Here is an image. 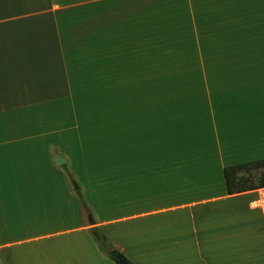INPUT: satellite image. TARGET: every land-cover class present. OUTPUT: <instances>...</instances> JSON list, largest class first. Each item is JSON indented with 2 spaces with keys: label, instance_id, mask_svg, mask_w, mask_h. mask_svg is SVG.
Wrapping results in <instances>:
<instances>
[{
  "label": "crops",
  "instance_id": "crops-1",
  "mask_svg": "<svg viewBox=\"0 0 264 264\" xmlns=\"http://www.w3.org/2000/svg\"><path fill=\"white\" fill-rule=\"evenodd\" d=\"M251 1L240 3L252 7ZM182 2L188 0H0V264H111L83 224L62 172L51 165L54 147L72 151L83 144L71 130L85 122L79 115L87 113L82 105L93 61L61 53L31 61L14 56L39 49L101 50L106 79L98 134L116 146L115 187L117 195H130L125 208L131 212L113 218L116 226L109 227L112 219L102 212L96 227L116 248L134 264H179V258L221 264L226 257L237 264V258L252 255L262 224L252 199L244 198L257 190L228 194L224 168L264 159V57L241 63L227 57L243 71L212 69L199 75L203 83L198 80L194 90L187 86L195 69L157 73L154 68L167 60L177 66H188L191 59H201L197 66L209 64L215 50L232 45L233 25L252 10L215 0L221 14L211 17L189 12ZM186 34L192 43L185 42ZM213 36L219 43L211 46ZM248 36L242 42L252 46ZM185 44L191 53L182 50ZM115 50L123 53L114 61L126 64L122 75L106 74ZM197 52L202 58H188ZM30 65L53 68L35 74ZM209 75L213 86L204 85ZM113 80L115 86L103 85ZM158 81L181 84L158 91L153 86ZM109 97H115V108L104 105ZM66 132L69 139L62 137ZM101 183L102 178L96 187L103 195L113 194H105L110 187ZM130 223V237L119 239L113 229Z\"/></svg>",
  "mask_w": 264,
  "mask_h": 264
},
{
  "label": "rangeland",
  "instance_id": "rangeland-1",
  "mask_svg": "<svg viewBox=\"0 0 264 264\" xmlns=\"http://www.w3.org/2000/svg\"><path fill=\"white\" fill-rule=\"evenodd\" d=\"M241 1H249V0H233L234 4L238 5V2L240 3ZM261 3V0H252V7H249L250 5L244 7L242 3H240V8L241 11L246 10V11H251L250 14L248 15V18L245 19L243 18L236 26L233 28V33L232 35V45L230 47H224V49L221 50H215L213 54H211L210 57H215V60H212L209 64H207L204 61V66H197L196 62L200 61L199 59H196L197 61L194 62L193 59L190 60L189 65H182V66H177L179 65L178 63L174 64V62L168 61V63L160 64L155 66L157 73H171L174 71L180 72L181 68L187 69L190 68V71L195 69L196 74L194 76V80H191L193 82L188 83L189 85L187 86V89H197L196 82L198 80L201 81V77L199 76L200 74L204 73H212V69H216L219 73H226L232 70V74L237 75V73H240L243 71L244 67H232L229 64L232 61H227L233 59L234 63H241L244 62L243 59L245 58H262L264 57V4H259ZM264 2V0H262ZM188 6L187 10L191 13H196L199 15H211V17L216 16L221 14L220 9L217 10V4L215 0H188V3H183ZM258 4V5H256ZM256 5V6H255ZM75 6H79L75 5ZM190 7V8H189ZM180 9V8H179ZM183 11H186L185 5L183 8ZM75 14V13H73ZM179 14H186V12H181ZM185 17V16H184ZM217 17V16H216ZM213 19V18H212ZM246 23H249V27L245 26ZM216 21L211 22L209 26H215ZM247 27V28H246ZM247 29V31H246ZM246 33L249 34L247 37V42H252V46L248 44H244L242 41L246 37ZM65 34L58 35L60 37H63ZM57 36V37H58ZM185 36H188L189 38L186 43H192L193 38L190 34H186ZM56 37V38H57ZM243 37V38H242ZM209 39V38H208ZM210 40V39H209ZM207 40V42L209 41ZM213 43H219V39L215 38V36L212 37L211 40V46ZM191 45L190 44H185L184 45V52L186 54L191 53L192 49H188ZM186 48V50H185ZM182 50H179V52H182ZM113 52V51H112ZM14 56H19L23 57L26 59H53L58 57V53L63 54L62 57L66 59H74V60H91L93 61L92 65L90 66L91 68L87 67V69L91 70V75L89 78H87V86H86V97L84 98L85 103H83V111L87 113H81L79 117H81L82 121L85 120L83 124L80 125V128L77 130H71V136L73 138H76L78 140H82V145L81 146H75L72 151H67L59 148L58 146L54 147L52 149V157H51V165L54 170H59L62 172L64 179L66 181L67 186L69 187L70 191L72 194L75 196L76 201L80 205V210L82 214V221L83 224L90 229L93 227H96L98 223L101 221V215L102 212L107 216L109 220L108 222L112 225L109 226H116L113 225L116 217H119L123 213H128L131 212V209H126L125 207L127 206V203L130 202L129 198L130 195H127L123 197V195H117V189H116V184H117V167H118V161H117V152H116V146L113 145V140H107V139H102L99 137V132L101 126H102V118L100 115V107L102 106V100H101V84L103 79L105 78L102 77V73L104 71H101V65H100V60H101V50H59L56 49H39V50H24V51H14ZM120 54V57L123 56L122 51H117L115 50L112 55L115 57H110L107 62L109 63L107 66L106 74H124L123 72L126 70V64L120 62L117 64L114 62L116 60L117 54ZM91 57V59H90ZM183 57V56H182ZM190 57H197V58H202V55L200 52H197L195 55H188V58ZM123 57H121L122 59ZM31 61V60H30ZM163 61V60H162ZM159 61V62H162ZM216 61V62H214ZM106 63V62H105ZM218 64V65H214ZM200 64V62H199ZM120 65V66H119ZM193 65V66H192ZM143 66V65H141ZM52 69L53 67L50 65L48 67L43 66V65H30L29 69L31 73L38 74L40 71L42 72L43 69ZM79 66H77V69ZM205 70V72H204ZM143 72V67L141 69ZM224 71V72H223ZM153 72V71H152ZM44 73V71L42 72ZM161 75V74H158ZM111 76V75H109ZM207 76V75H206ZM160 77V76H159ZM164 78V76H161L160 78ZM109 78V77H108ZM113 78V77H112ZM116 78V77H115ZM106 79V78H105ZM104 79V80H105ZM191 79V78H190ZM213 80L214 78L211 77L210 75L208 77H205L204 80V85L205 83H208L210 86H213ZM217 81H220V78L217 79ZM216 81V82H217ZM202 82V81H201ZM203 83V82H202ZM157 84V86H156ZM176 84L180 85L181 82H163V81H158L153 82V86L157 87V90L159 89H172L173 86ZM104 86L110 85L111 87L116 85V82L110 81L108 82H103ZM205 88V87H204ZM177 89V87L175 88ZM174 90V89H172ZM112 96V94H110ZM103 99L105 100V97L103 95ZM78 101L76 100V104ZM104 103V102H103ZM105 106H108V109L110 106H114L115 108L116 105V99L115 97H109L104 103ZM78 106H80L78 104ZM82 107L78 108L79 110ZM93 110V113L89 114V111ZM111 112L110 110H108ZM112 113V112H111ZM110 113V114H111ZM81 119L79 120L81 122ZM61 126H68V123H63L61 121L60 123ZM71 126H78L75 121H71ZM93 127L92 129H88L90 127ZM79 127V126H78ZM57 130V129H56ZM46 131H48L46 129ZM56 137H58L56 135ZM62 137L65 139H69V133L66 132L62 134ZM81 142V141H80ZM79 142V143H80ZM84 143L87 145H84ZM93 143V144H92ZM97 143V144H96ZM115 144V142H114ZM113 145V146H112ZM77 148L82 149V153L84 155V160L81 159L80 151H78ZM62 153L66 157V161L62 165H56V156L55 153ZM78 156H80V160L78 159ZM90 170H94L95 172L92 173ZM264 170L263 167L259 168H251L248 170H242L238 175H243V176H250L252 180H257L260 177L261 172ZM97 171H101L103 173V177H98ZM100 178L104 180V186L103 187H110V189L106 188L105 189V194H109L110 192H113V194L110 195H103L102 191L96 187L100 186ZM71 179L75 180L80 188L78 191L74 192L72 189L71 185ZM99 180V181H98ZM101 183V185H103ZM113 185V186H109ZM114 187V189H113ZM264 188V187H263ZM260 189V188H259ZM256 192H252L251 194H248L244 200L248 203L249 200L256 198L258 194V189H256ZM254 191V190H252ZM79 194V195H78ZM102 194V195H101ZM110 197V198H107ZM123 200V201H122ZM80 201L85 202L86 208L83 207L80 203ZM100 207V209L94 208V204ZM123 205V206H122ZM94 206V207H93ZM87 210H89L92 214V217L95 221L94 225H89L87 221ZM255 210V209H254ZM257 211V210H255ZM258 212V211H257ZM256 213V212H255ZM260 215L255 216V219L260 220V223L258 224L261 228H258V234H262V238L260 241H255L253 242V251L252 255L247 257V258H237L236 263L237 264H264V215L259 212ZM48 228V227H47ZM101 233L104 235V232L100 230ZM113 232H115L118 235V238L121 239H126L127 237H130L131 232H132V226L131 223L128 224V226L122 225L120 228L113 229ZM121 237V238H120ZM122 240V239H121ZM125 243V241L123 240ZM114 245V243H112ZM131 244V243H130ZM122 246V245H121ZM115 247V246H114ZM116 248V247H115ZM118 248V247H117ZM233 257H226V258H221L220 262L221 264H234ZM111 264H114L111 259L108 258ZM196 259H177L175 262H178L179 264H191L189 261L194 262ZM209 262L211 264H216L218 262L217 259H210Z\"/></svg>",
  "mask_w": 264,
  "mask_h": 264
},
{
  "label": "trees",
  "instance_id": "trees-1",
  "mask_svg": "<svg viewBox=\"0 0 264 264\" xmlns=\"http://www.w3.org/2000/svg\"><path fill=\"white\" fill-rule=\"evenodd\" d=\"M264 168V159L244 162L240 164L230 165L224 168V180L228 194H240L249 192L264 187V170L261 172L257 180H252L250 176L238 175L242 170L251 168ZM79 195V194H78ZM81 205L86 208V204L80 201ZM90 233L97 244L100 251H102L114 264H134L122 251L115 248L111 241H109L98 229L93 227Z\"/></svg>",
  "mask_w": 264,
  "mask_h": 264
},
{
  "label": "built area",
  "instance_id": "built-area-1",
  "mask_svg": "<svg viewBox=\"0 0 264 264\" xmlns=\"http://www.w3.org/2000/svg\"><path fill=\"white\" fill-rule=\"evenodd\" d=\"M258 191L257 197L252 199L250 205L252 209L259 210L264 215V188Z\"/></svg>",
  "mask_w": 264,
  "mask_h": 264
},
{
  "label": "water",
  "instance_id": "water-1",
  "mask_svg": "<svg viewBox=\"0 0 264 264\" xmlns=\"http://www.w3.org/2000/svg\"><path fill=\"white\" fill-rule=\"evenodd\" d=\"M63 163H64V160L59 155H57L56 156V164L57 165H62ZM71 185H72V189H73L74 192L78 191V189L80 188L78 183L75 180H73V179H71ZM86 213H87L88 224L91 225V226L94 225L95 221H94V219L92 217L91 212L89 210H87Z\"/></svg>",
  "mask_w": 264,
  "mask_h": 264
}]
</instances>
